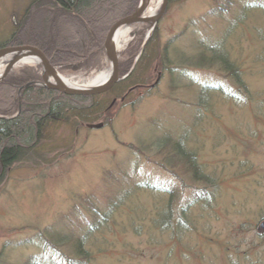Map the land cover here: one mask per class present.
I'll return each mask as SVG.
<instances>
[{
	"label": "rangeland",
	"instance_id": "374dc122",
	"mask_svg": "<svg viewBox=\"0 0 264 264\" xmlns=\"http://www.w3.org/2000/svg\"><path fill=\"white\" fill-rule=\"evenodd\" d=\"M30 1L0 0V44ZM164 4L156 21L129 25L135 33L118 53L120 62L130 60L122 75L133 72L135 83L108 100L103 118L47 123L36 150L5 172L0 264H52L56 256L40 244L44 233L66 238L58 247L69 255L73 240L84 238L87 264H264V0ZM152 36V56L143 58ZM224 38L246 93L218 66L195 64ZM103 50L51 64L85 86L111 67ZM22 69L43 82L42 67L17 64L10 73ZM175 142L196 153L216 185L193 178ZM110 203L118 205L109 219L89 231L95 207L106 213Z\"/></svg>",
	"mask_w": 264,
	"mask_h": 264
},
{
	"label": "trees",
	"instance_id": "16d2710c",
	"mask_svg": "<svg viewBox=\"0 0 264 264\" xmlns=\"http://www.w3.org/2000/svg\"><path fill=\"white\" fill-rule=\"evenodd\" d=\"M139 3L140 0H32L25 9L20 25L0 44V47L32 45L41 49L54 66L68 65L73 59L86 58L89 53L100 54L104 39L113 22L130 16ZM261 7L264 10V4ZM64 21L67 23L63 24ZM61 25L68 26L69 30L64 31L60 28ZM153 39L152 36L146 43L143 58L152 56L149 48ZM224 41L225 38L215 44L211 53L199 54L195 64L200 68L218 66L221 72L237 83L241 92L246 93V84L241 75L243 70L228 55ZM129 62L130 60L121 62L122 74L126 71ZM134 76L132 72L127 79L120 81L110 91L96 96H70L40 85H30L22 90L19 102L18 90L35 81L37 74L22 69L21 72H11L7 75L0 81V181L12 164L28 157L34 149L36 150L35 145L47 123L63 121L66 125L78 126L81 123L103 118V112L110 106L108 100L119 97L127 84L135 81ZM133 83L135 82H131ZM204 108L208 109L209 105L204 104ZM14 111L18 113L12 116ZM165 141L169 142L170 139L167 138ZM175 152L179 157H183L195 180L203 181L206 185H216H213L212 177L204 174L201 164L196 161L197 155L194 151L186 150L182 142H175ZM22 153L27 155L24 156ZM172 160L174 161V158ZM115 205L110 203L106 213L100 212L95 207L97 214L94 218H97L96 221L90 220L89 231L95 230L99 222H106L111 207L114 208ZM159 219L161 226L165 227L169 220V210L167 212L165 208L159 212ZM40 236V244L44 251H51L56 256L51 257L52 264L56 259L55 264L88 263L90 257L89 252L83 247L84 238L73 240L75 245L73 255H69L61 252L58 247L59 243L62 244L67 240L66 238L58 236L57 233L55 235L49 233V236L44 233ZM23 264H42V260H27Z\"/></svg>",
	"mask_w": 264,
	"mask_h": 264
},
{
	"label": "water",
	"instance_id": "95a60500",
	"mask_svg": "<svg viewBox=\"0 0 264 264\" xmlns=\"http://www.w3.org/2000/svg\"><path fill=\"white\" fill-rule=\"evenodd\" d=\"M168 0H165L166 5ZM147 0H141L140 6L137 8V10L131 14L130 16L119 18L116 22L112 24V26L109 28V31L107 33L105 43H104V50L106 52V55L109 60H111V75L110 77L104 81V83H101L100 85H96L93 87H71L67 84H65L60 78H59V72L57 69L51 64L50 59L47 57V55L40 50L37 47L31 46V45H22V46H12V47H3L0 48V60L10 57L9 61L6 63V68L2 75L0 76V81L4 79L9 72L23 59L28 57H36L40 59L42 67L44 69V73L42 75L43 82H37L38 85H44L46 88L57 90L63 94L71 95V96H77V95H98L105 93L109 91L116 83H118L120 80H122L124 77L121 76V69H120V60H119V54L116 47V44L113 39V35L115 31L122 26H127L134 23H152L158 19L160 14L156 17L149 18V17H143V14L145 13L147 9ZM48 76H52L54 78V82H50L48 80ZM33 83H29L28 85H31ZM24 88V87H23ZM21 91V90H20ZM102 125H99L97 127H101Z\"/></svg>",
	"mask_w": 264,
	"mask_h": 264
},
{
	"label": "bare ground",
	"instance_id": "6f19581e",
	"mask_svg": "<svg viewBox=\"0 0 264 264\" xmlns=\"http://www.w3.org/2000/svg\"><path fill=\"white\" fill-rule=\"evenodd\" d=\"M147 3H148L147 9L144 13V17L153 18L156 16L159 9L162 7L161 5L163 4V0H157L156 3H154V0H147ZM134 33H135V31L130 26H122V27H120V29L118 28L113 35V39H114V42H115L116 47H117L116 50H118V51L122 50L129 43V41L132 38L131 36ZM9 59H10V57H6V58L0 60V75L5 70L6 63L9 61ZM40 63H41L40 59H38L36 57H28V58L23 59L19 64H27V65L42 67V65ZM111 70H112V68L109 67L107 70L100 72V74H98L96 77H93L91 79V81L89 80V82H87V85H85V86L81 85V86L82 87H93L96 85H100L101 83H104V81H106L110 77ZM47 78L50 82H54V78L52 76H48ZM59 78L65 84H67L71 87H77V86L80 87L79 84L75 83L70 78L63 76L60 73H59Z\"/></svg>",
	"mask_w": 264,
	"mask_h": 264
}]
</instances>
